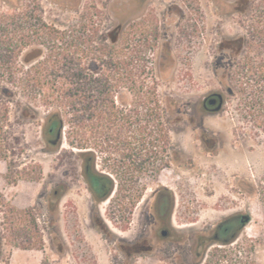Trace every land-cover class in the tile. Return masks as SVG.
Listing matches in <instances>:
<instances>
[{
    "label": "rangeland",
    "instance_id": "1",
    "mask_svg": "<svg viewBox=\"0 0 264 264\" xmlns=\"http://www.w3.org/2000/svg\"><path fill=\"white\" fill-rule=\"evenodd\" d=\"M86 1L94 2L105 18L104 29H111L116 21L121 20L122 14L118 10L120 0H0V19L11 13L13 8H16L17 12L25 7L33 9L36 17L37 9L40 8L48 20L59 22L78 16ZM169 1L154 0L159 2L157 13ZM201 1L187 0L182 18L175 16L178 12L172 8L173 16L169 19L168 29L158 25V20L162 21V17L159 16L158 19L155 15L153 20L149 19L148 28L153 27L157 30V40L154 47L147 48L145 53L147 64L151 68V72L145 75L147 79L156 81L158 92L165 99L168 108L178 106V117L173 120L172 125H169L168 143L158 141V145L154 148L157 155L143 164L140 169L134 170L133 160H136V156L130 158L131 151L124 145L110 142L101 152L99 147L91 148L96 155L93 169L110 179L114 191L110 201H104L100 205V210L103 211L108 207L119 208V204L127 203V198L135 197L140 191L145 198L156 185L165 186L174 192L177 219L182 216L183 207L190 197L208 205L223 204L226 208L245 204L251 220L246 224L243 236L255 240V244L259 242L256 250L262 263L264 201L258 193V191L262 192L264 186V131L261 117L257 120L242 119L231 108H228L222 116L203 115L194 111L195 104L200 100L203 92L210 85H214L213 82L206 81L202 69L199 31ZM104 4L108 5L109 13L104 9ZM6 23L7 21L3 19L1 26H7ZM4 29L3 33L0 32V39H4V42L21 34L20 28L15 29L12 25ZM126 37L133 41L138 35L132 34ZM37 54L35 49H25L19 56V62H28ZM261 91V102H264L262 95L264 89L261 88ZM8 100L6 104L8 108L6 109L4 103L0 108V120L2 118L0 142L3 139V146L0 145V155L3 156L0 157V194L9 203L13 200L10 204L16 208L30 209V212L29 216H26L25 232L20 231L17 236L8 230L2 233L0 220V237H5V240L0 241L3 243L0 245V264H5L7 261L10 264H41L40 262L44 260L47 264L56 263L59 260L56 249L61 234L60 229L67 243V253L64 254L62 264H75L71 256L72 250L76 248L71 240L74 234L69 230L71 219L76 220V218L66 214V209H63V212L59 211L58 215L51 194L55 182L60 177L70 178L71 175L81 174L79 150L69 146L63 139L57 146L47 145L42 136L45 112L41 108L35 113L25 111L16 106L15 100L10 98ZM190 115L198 116L199 120L204 117L207 129L219 133L217 135L219 147L216 148L213 142L207 143L211 147V153H206V150L200 148L201 140L196 138V131L186 128L188 123L193 122L188 120ZM234 125L245 128L234 130L232 129ZM171 143L175 147H179L180 144L191 147L192 150L184 154L192 159L186 160L182 154V156L176 155L171 160L166 151ZM6 175L14 179V187L6 184ZM76 178L79 180L76 184L79 190L73 186L66 198H72L78 205V220L83 222L81 210L87 202V197L81 177L78 175ZM15 222L18 225V221ZM82 228L84 233L80 232L81 227H78L79 235H86L89 239L93 238L105 243L104 237L99 233L84 225ZM32 234H35V241L39 236H43L44 246L41 250H23L7 245L9 240H20L24 236L28 238ZM82 236L79 239H84ZM98 249L99 256L107 253L103 252L100 246L94 250L98 251Z\"/></svg>",
    "mask_w": 264,
    "mask_h": 264
},
{
    "label": "flooded vegetation",
    "instance_id": "2",
    "mask_svg": "<svg viewBox=\"0 0 264 264\" xmlns=\"http://www.w3.org/2000/svg\"><path fill=\"white\" fill-rule=\"evenodd\" d=\"M119 2L118 10L122 18L112 28L123 36H144L147 48H153L157 40V30L148 28L149 19L153 20L155 15L158 19L162 17L158 25L168 29L169 19L173 16L172 8L178 12L175 16L182 18L187 7V0H170L157 13L159 2L154 0ZM104 9L109 13L107 4H104ZM199 21L202 69L206 81L214 85L203 92L194 111L203 115L222 116L231 108L242 119L254 120L255 99L261 97V88L264 89V0H202ZM168 107L172 122L169 125H172L178 117V106ZM189 119L193 122L188 123L186 128L196 131V138L201 140V149L211 153V147L207 144L209 142L219 147V133L207 129L204 117L199 120L198 116L190 115ZM244 128L232 127L234 130ZM0 145L3 146V139ZM191 150V147L182 144L175 147L172 143L166 148L171 160ZM184 158L192 159L185 154ZM83 162L80 161L81 174H76L81 177L87 197L81 210L83 222L78 220V205L72 198H66L79 181L76 176L60 177L51 194L58 215L59 211L66 209V214L76 218L71 219L69 230L74 234H71V240L76 248L72 250L71 256L75 264H264V260L261 263L257 256L256 246L259 242L255 244V240L243 236L246 224L251 220L245 204L226 208L223 204L208 205L190 197L183 207L182 216L177 219L174 192L165 186L156 185L145 198L140 191L135 197L127 198V203L119 204V208L108 207L101 211L100 205L110 201L113 196L112 184L104 176L103 186L94 188L93 175H100L90 173L91 165ZM5 182L9 186L15 185L14 179L7 175ZM75 189L79 190V187ZM2 197L0 194L2 233L7 230L14 236L20 231L24 233L30 209H18L10 204L13 200L9 203ZM19 211H23V214ZM15 221H18V225ZM83 225L104 237L105 243L79 235L78 227L84 233ZM59 232L56 249L59 260L54 264H62L67 253L62 229ZM80 236L84 239H79ZM2 239L5 240V237L1 236L0 241ZM43 241V236H39L38 241H31L30 237L24 236L20 240H9L7 245L23 250H41ZM99 246L107 253L99 256L100 250H94ZM40 263L47 264L45 260Z\"/></svg>",
    "mask_w": 264,
    "mask_h": 264
},
{
    "label": "trees",
    "instance_id": "3",
    "mask_svg": "<svg viewBox=\"0 0 264 264\" xmlns=\"http://www.w3.org/2000/svg\"><path fill=\"white\" fill-rule=\"evenodd\" d=\"M15 9L3 18L21 34L0 39V108L9 98L25 111L41 108L45 143L57 146L63 139L77 148L80 160L91 165L90 173L100 175H93L96 189L105 175L93 169L92 147L101 152L110 142L124 145L130 158L136 156L134 170L155 158L158 141L168 143L170 117L156 81L145 75L151 72L147 39L139 35L130 41L113 28L104 29L105 18L92 1L78 16L59 22L48 20L40 8L37 17L33 9ZM29 48L37 56L20 63V54ZM263 107L261 97L255 99L254 119L261 117L264 131ZM258 193L264 201V186ZM30 239L35 241V234Z\"/></svg>",
    "mask_w": 264,
    "mask_h": 264
},
{
    "label": "water",
    "instance_id": "4",
    "mask_svg": "<svg viewBox=\"0 0 264 264\" xmlns=\"http://www.w3.org/2000/svg\"><path fill=\"white\" fill-rule=\"evenodd\" d=\"M60 135H61V132L58 131V132H57V137H60Z\"/></svg>",
    "mask_w": 264,
    "mask_h": 264
}]
</instances>
